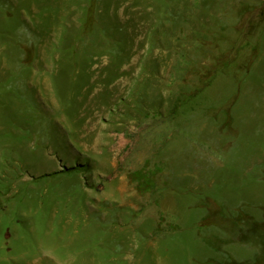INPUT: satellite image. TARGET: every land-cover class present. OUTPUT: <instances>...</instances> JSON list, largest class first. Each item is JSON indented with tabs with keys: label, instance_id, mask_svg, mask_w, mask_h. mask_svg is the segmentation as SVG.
Instances as JSON below:
<instances>
[{
	"label": "rangeland",
	"instance_id": "1",
	"mask_svg": "<svg viewBox=\"0 0 264 264\" xmlns=\"http://www.w3.org/2000/svg\"><path fill=\"white\" fill-rule=\"evenodd\" d=\"M0 264H264V0H0Z\"/></svg>",
	"mask_w": 264,
	"mask_h": 264
}]
</instances>
